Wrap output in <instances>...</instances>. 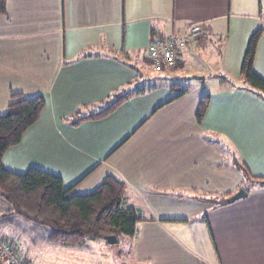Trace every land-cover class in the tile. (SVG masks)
<instances>
[{"label": "crops", "instance_id": "obj_1", "mask_svg": "<svg viewBox=\"0 0 264 264\" xmlns=\"http://www.w3.org/2000/svg\"><path fill=\"white\" fill-rule=\"evenodd\" d=\"M194 23L199 35L174 54L176 67L155 88L131 95L102 119L70 125L74 115L97 113L140 82L152 85L151 37L181 34ZM257 30L263 33L253 71L264 81V0H6L0 115L12 94L42 96L45 105L2 166L53 174L76 195L108 176L123 183V206L140 218L124 247L137 264H264V188L236 166L264 180V94L240 76ZM184 69L203 81L186 78ZM183 74L184 85L172 83ZM173 84L185 92H172ZM206 95L209 107L198 124ZM240 189L247 196L227 203ZM0 209V238L15 243L28 264H43L45 234L10 206Z\"/></svg>", "mask_w": 264, "mask_h": 264}, {"label": "trees", "instance_id": "obj_2", "mask_svg": "<svg viewBox=\"0 0 264 264\" xmlns=\"http://www.w3.org/2000/svg\"><path fill=\"white\" fill-rule=\"evenodd\" d=\"M5 10L6 0H0V15H3ZM262 33V30H257L249 38L240 76L253 90L264 94V81L253 71L254 55ZM148 61L151 67V62L149 59ZM169 71L162 69L156 72L157 75L152 76L149 82L152 85L159 83L164 73ZM155 84L153 87L140 82V85H136L131 91L117 95L99 112L82 118H75L74 115L70 125L77 127L85 121L102 119L131 95L142 94L146 88L147 91L155 88ZM170 89L181 94L185 92L178 85H171ZM209 103L208 95L200 98L195 113L198 124L202 123ZM44 105L42 96L25 98L21 94H12L7 112L0 115V199L10 205L14 214L32 221L36 229L45 234L44 240L51 244L72 248L82 247L87 241H99L103 236H115L119 240L118 244L123 237L132 238L140 218L133 209L124 208L125 186L114 178L108 176L92 192L76 195L72 193V188L65 189L62 180L53 174L35 168L15 174L2 166L5 152L20 144L26 131L38 122ZM236 166L246 180L256 184L260 182L261 179L250 176L244 164L236 163ZM193 195L196 199L214 205L223 202L221 197H201L197 193ZM0 259L6 264L1 256ZM25 264L28 263L25 261Z\"/></svg>", "mask_w": 264, "mask_h": 264}, {"label": "rangeland", "instance_id": "obj_3", "mask_svg": "<svg viewBox=\"0 0 264 264\" xmlns=\"http://www.w3.org/2000/svg\"><path fill=\"white\" fill-rule=\"evenodd\" d=\"M125 61L135 64L134 59L124 58ZM192 70V69H191ZM190 69H184L183 73L186 78L197 77L187 75L191 71ZM149 72H147L148 74ZM184 74L177 78L171 79L172 83L184 85ZM153 75V73H152ZM154 76V75H153ZM184 76V77H183ZM192 83H195V80ZM175 85V84H173ZM253 184L247 185V189H250ZM0 205H8L5 201L0 199ZM3 209H0L2 214ZM38 235H43L41 230ZM27 241V239H25ZM128 238H121L120 243L117 245H107L103 240L99 241H87L82 247L75 248H63L62 246L52 245L48 243H41L43 247L50 248L46 252L42 251V248H38L39 259L43 261V264H137L127 252L128 249L124 248L127 245ZM2 241V238H0ZM40 245V244H38ZM37 245V246H38ZM124 248V249H123ZM53 250H56L55 252ZM66 251V252H65ZM44 257V258H43ZM0 264L3 262L0 259Z\"/></svg>", "mask_w": 264, "mask_h": 264}, {"label": "built area", "instance_id": "obj_4", "mask_svg": "<svg viewBox=\"0 0 264 264\" xmlns=\"http://www.w3.org/2000/svg\"><path fill=\"white\" fill-rule=\"evenodd\" d=\"M200 31V25L194 23L181 34L152 36L147 47V57L152 69L155 72L172 70L175 66L174 54L183 50L186 42L197 37ZM0 256L6 264H25L17 245L9 239L0 241Z\"/></svg>", "mask_w": 264, "mask_h": 264}, {"label": "water", "instance_id": "obj_5", "mask_svg": "<svg viewBox=\"0 0 264 264\" xmlns=\"http://www.w3.org/2000/svg\"><path fill=\"white\" fill-rule=\"evenodd\" d=\"M195 80L203 81V77H192ZM258 185L260 187L264 188V180L258 182ZM247 196V193L240 189L237 193H235L233 196H231L229 199L226 200L227 203H233L237 200L243 199ZM101 240H103L107 245H117L118 244V238L115 236H103L101 237Z\"/></svg>", "mask_w": 264, "mask_h": 264}]
</instances>
